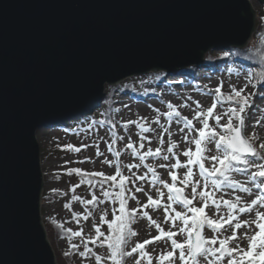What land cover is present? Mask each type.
<instances>
[{"label": "water", "instance_id": "95a60500", "mask_svg": "<svg viewBox=\"0 0 264 264\" xmlns=\"http://www.w3.org/2000/svg\"><path fill=\"white\" fill-rule=\"evenodd\" d=\"M252 1L0 0V264H58L38 129L94 111L106 85L247 47Z\"/></svg>", "mask_w": 264, "mask_h": 264}, {"label": "snow or ice", "instance_id": "6c2138e0", "mask_svg": "<svg viewBox=\"0 0 264 264\" xmlns=\"http://www.w3.org/2000/svg\"><path fill=\"white\" fill-rule=\"evenodd\" d=\"M227 55L229 53L226 52ZM248 84L257 87L251 77ZM259 86L262 89L260 98L264 99V73L260 74ZM223 87V84H219L209 91V96L215 97L209 107L205 108L199 100L195 101L191 118L182 115L179 110V107H188L187 104L178 107L169 102L168 111L156 109L158 115L151 123L158 125L161 133L157 134L159 146L155 148L145 149V141L151 144L145 134L156 131L145 118L127 121L125 128L136 125L140 130L139 141L133 142L129 136L124 146V151L131 150L132 157L140 161L123 166L130 175L124 174L119 160L121 151L113 149L115 141L107 147L110 152L114 151L116 160L102 161L114 167L112 174L89 172L81 168L66 170V174L80 177L79 183L70 188L73 193L71 199L82 203L86 209L110 202L113 218H108V209H102L99 223L92 226L94 235L85 236L82 228L77 231L67 229L70 234L69 251L64 252L65 256L73 252L83 258L91 255L95 258V264H127L129 258L132 264H153L154 259L156 264H264V152L258 151L254 145V141L260 137L245 132L244 114L253 106L254 94L245 93L247 85L239 89L233 87L227 94L223 92ZM225 102L229 105L228 109L217 113L218 104ZM161 116L165 117L169 127L173 121L182 125L178 131L183 135L178 140L172 139L173 134L169 127L161 123ZM261 120H264V116L256 123L259 124ZM210 121H214L215 127ZM164 134L168 137L167 147L164 146ZM116 139L124 140L125 137L117 136ZM181 143L192 145L194 149L181 148ZM209 145H214V149ZM87 147L65 145V148L75 152ZM258 148L264 150V143H260ZM213 151L214 154L210 155ZM97 154L103 155L98 151V145ZM182 156L184 160H181ZM149 158L162 162L149 164L146 162ZM141 167L145 169L142 174L138 172ZM158 168L166 170L169 179H163ZM233 173H244L248 179L241 182L233 178ZM144 182H147V189ZM85 183L91 199L75 195L76 188ZM96 189H99V196ZM225 189L247 194V198L240 194L230 199L217 195H228ZM52 191L59 192L58 189ZM61 194L68 195L67 192ZM138 194L145 197L144 203H141ZM130 200L137 207L130 208ZM149 210H162L163 220L158 222ZM246 214L248 218H242ZM75 215L81 217V213ZM92 216V211L86 210L82 219L87 221ZM138 216L150 221L157 234L150 235L149 239H135L139 232L133 224ZM79 222L77 219V224ZM104 225H107V232L101 230ZM162 225H167V229ZM206 229L212 235H205ZM73 238L78 239L79 243H73ZM157 242L163 243L166 248L154 257L147 251V246ZM89 245L106 249V255L98 254Z\"/></svg>", "mask_w": 264, "mask_h": 264}, {"label": "rangeland", "instance_id": "374dc122", "mask_svg": "<svg viewBox=\"0 0 264 264\" xmlns=\"http://www.w3.org/2000/svg\"><path fill=\"white\" fill-rule=\"evenodd\" d=\"M252 6L256 10L257 17L258 14L264 15V4L259 3L258 1H252ZM259 18V17H258ZM234 48V47H231ZM226 49L212 50L213 54L225 53ZM238 61V59H235ZM243 62H237L235 65H230L228 62L223 64H218L216 66H211L202 62L200 64L182 68L176 71L166 72V71H153L151 73H146L143 76H133L119 84H116L119 89L122 87V84H125L128 81L134 82V93H117L114 96L115 100V110L111 113L109 123L116 127L111 128L109 126L102 125H92L89 126L86 130H81L79 132H73L70 134L60 133L55 128H40L37 132V140L40 145L41 150V164L42 170L45 178L43 195L45 192H48L53 189H58L60 193L67 192L68 195L56 197V200L52 204H45L42 201V214L44 224L47 218L56 217L59 219L68 229L77 231L80 228L83 229L84 235H94L93 224L99 223V213L102 209H108L109 219L113 218L112 208L110 202L101 204L99 207L89 206L88 209L85 208L80 202L73 201L71 199L73 193L70 191L72 185L79 183L80 177L76 174L68 175L66 174L67 169L72 168H81L86 171H103L107 174H112L114 167L109 166L107 163H102V161L112 160L115 161L116 157L114 151L110 152L107 145L115 141L113 144L114 150H120L121 156L119 158L121 167L125 175H130L126 168H123L124 165L130 163H139L138 159H134L131 155V150L124 151L125 143L129 136H131L133 142L139 141V128L136 125H128L127 128L124 127L125 123L130 120H138L140 117L145 118L150 126L156 129L155 132L146 133L150 140L151 144L145 141V149L147 147L155 148L159 146L158 144V133H161V129L158 125L151 123L152 120L156 118L158 113L155 111L159 109L160 112H166L167 104L170 102L178 107L184 104H187L188 107H179L182 115H187L189 118L194 114L193 109L195 108V101L199 100L205 108L209 107L212 100L215 99L214 96H209V91L214 90L219 84H223V92L227 94L231 91L233 87L237 89L247 85L245 93H253V106L246 111L245 121L246 128L245 132L247 135L255 133L260 139L254 141V145L257 147L258 151L264 152V150H259L258 146L260 143H264V120H261L259 123L260 126L255 129H250L249 120L252 117H255L256 122L264 116V99L260 98V93L262 89L259 84L256 83L255 77H259L258 72L253 69H249L248 66L241 64ZM252 78V83L257 84V87L253 88L251 84H248V79ZM106 87H110L106 85ZM150 104V106L148 105ZM229 105L225 103H220L217 106L216 112L221 113L228 109ZM226 120V118H225ZM160 121L162 124H165L166 127H169L165 117L161 116ZM225 121H222L224 123ZM210 124L215 127L214 121H210ZM257 124V123H256ZM182 125H177L174 121L171 123L169 130L172 132V139L178 140L182 133H179L178 129ZM197 126L200 125L197 122ZM219 130V129H218ZM117 136L125 137L124 140H117ZM165 138V147H167L168 137L164 134ZM65 145H74L80 147L81 145H88L87 148L82 149L80 152H75L65 148ZM97 145L98 151L103 153V155L97 154ZM193 147L192 145H185L181 143V148ZM210 148L214 149V145H209ZM214 154V151L212 153ZM90 157L91 159L85 160V158ZM185 158L182 156L181 160ZM80 161H84L81 163ZM149 164L158 165L162 161L149 158L147 161ZM259 162V161H257ZM132 171H137L133 169ZM145 171L141 167L138 172L142 174ZM160 172L163 179H169L166 170L157 169ZM183 170H181L182 172ZM51 175L50 180H46V176ZM233 178L241 182L247 181V175L244 173H233ZM198 178V177H197ZM139 183V182H138ZM144 186L147 189V182H144ZM248 186H251L250 184ZM166 191V190H165ZM255 191V190H254ZM152 195L155 196V190H151ZM225 193H218L217 195H224L225 199L234 198L235 194L243 195L247 198V194L234 192L232 189H225ZM96 194L99 196V189H96ZM75 195L80 196L85 199H91V194L88 186L85 184L81 185L79 188H76ZM141 203L145 202V197L142 194H138ZM65 205H70L71 207H66ZM131 207H137L134 201H129ZM86 210H91L93 216L90 217L87 221L82 219V214ZM179 210V208H178ZM150 214L158 222L163 220V212L161 211H152L149 210ZM81 213V217H77L75 214ZM242 218H248L247 214ZM77 219H79V224H77ZM167 228V225H162ZM46 227V225H45ZM133 227L138 230L139 236L135 239L144 240L149 239L150 235L154 236L157 234L154 226L151 225L150 221L147 219L138 216L137 221L133 224ZM47 229V228H46ZM102 231L107 232V225L101 229ZM48 233V231H47ZM205 235H212L207 229L205 230ZM49 237V235H48ZM181 239V237H177ZM50 240V239H49ZM51 242V241H50ZM73 243H79V240L73 238ZM52 244V242H51ZM247 242L245 241V246ZM53 246V244H52ZM94 251L100 255H106V249L98 248L96 245H89ZM131 247V245H129ZM54 251L56 249L61 251H69L68 240H63L58 243L56 248L53 246ZM166 245L163 243L157 242L153 245L147 246V251L152 253L155 257L162 249H165ZM81 250H83V245H81ZM56 253V251H55ZM57 257V254H56ZM74 260L76 264H95V258L91 255L87 258L80 257L78 253L75 254ZM58 261V259H57ZM59 264V263H58ZM104 264V262H101ZM110 264V262H108ZM127 264H132V260L129 258ZM153 264H156L155 259Z\"/></svg>", "mask_w": 264, "mask_h": 264}, {"label": "trees", "instance_id": "16d2710c", "mask_svg": "<svg viewBox=\"0 0 264 264\" xmlns=\"http://www.w3.org/2000/svg\"><path fill=\"white\" fill-rule=\"evenodd\" d=\"M260 24L258 26V30L253 35L251 43L245 48H229L226 49L225 53H229V55L225 56V53H221L219 55L213 54L211 51L214 49H210L208 53L205 54L204 62L205 64L216 66L223 63H229L230 65H235L237 62H243L248 66L249 69H253L259 74L264 73V15L258 14ZM238 59V61H235ZM257 80L256 83L259 84V77H255ZM134 82L128 81L125 84H122V87L117 85L106 87V94L103 100L98 103V105L94 108V111H89L87 114H81L76 117H73L69 121H66L63 124L57 125H49L54 130L64 133L70 134L73 132H79L81 130H86L89 126L92 125H102L109 126L111 128V124L109 123L111 113L115 110L114 104V96L119 93H134ZM51 175L46 176V180H50ZM61 196L60 192H53L52 190L45 192L43 195V203L52 204L56 197ZM45 225L48 231L49 239L52 242L53 246L56 248L58 243L63 240H68L69 233L67 232V227L56 217H49L45 221ZM57 259L59 264H76L74 260L75 252L71 253L68 256L64 255V251L56 249Z\"/></svg>", "mask_w": 264, "mask_h": 264}, {"label": "bare ground", "instance_id": "6f19581e", "mask_svg": "<svg viewBox=\"0 0 264 264\" xmlns=\"http://www.w3.org/2000/svg\"><path fill=\"white\" fill-rule=\"evenodd\" d=\"M150 106V104H148ZM249 125H250V129H255V128H258L260 126V124H256V119L255 117H252L250 120H249ZM167 229V228H166Z\"/></svg>", "mask_w": 264, "mask_h": 264}]
</instances>
